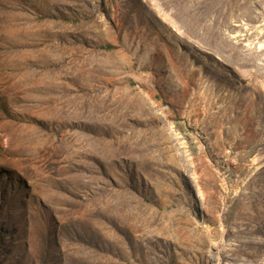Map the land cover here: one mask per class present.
<instances>
[{
	"label": "rangeland",
	"instance_id": "374dc122",
	"mask_svg": "<svg viewBox=\"0 0 264 264\" xmlns=\"http://www.w3.org/2000/svg\"><path fill=\"white\" fill-rule=\"evenodd\" d=\"M0 264H264V0H0Z\"/></svg>",
	"mask_w": 264,
	"mask_h": 264
},
{
	"label": "bare ground",
	"instance_id": "6f19581e",
	"mask_svg": "<svg viewBox=\"0 0 264 264\" xmlns=\"http://www.w3.org/2000/svg\"><path fill=\"white\" fill-rule=\"evenodd\" d=\"M263 33L262 31L260 32V34ZM256 72H258V70H255Z\"/></svg>",
	"mask_w": 264,
	"mask_h": 264
}]
</instances>
